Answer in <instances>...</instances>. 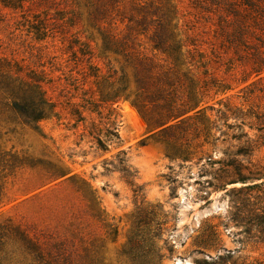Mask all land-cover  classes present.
<instances>
[{"label":"rangeland","instance_id":"obj_1","mask_svg":"<svg viewBox=\"0 0 264 264\" xmlns=\"http://www.w3.org/2000/svg\"><path fill=\"white\" fill-rule=\"evenodd\" d=\"M201 12L190 0H0V264L264 259L231 206L246 199L233 189L249 161L264 164V71H243L244 45L221 50L216 70ZM159 19L184 44L179 64L152 48ZM111 125L102 151L94 135ZM223 164L237 180L207 186Z\"/></svg>","mask_w":264,"mask_h":264},{"label":"trees","instance_id":"obj_2","mask_svg":"<svg viewBox=\"0 0 264 264\" xmlns=\"http://www.w3.org/2000/svg\"><path fill=\"white\" fill-rule=\"evenodd\" d=\"M196 7L201 9L204 15L205 23L213 26L212 37L206 42L210 46V62L217 70L223 60L224 54L233 51L238 55L241 54V46L244 45L249 50L246 62L240 58L241 67L247 73L259 75L264 71V0H190ZM146 11L140 18L135 20L131 26L134 30L145 33L152 26L154 20L148 19ZM172 30L168 27L167 22L159 19L157 26L153 27L150 40L152 48L164 53H169L174 59L175 64L181 63V48L184 46L182 40H172ZM175 39V38H174ZM195 44V43H194ZM222 50V52H221ZM139 79V78H138ZM40 115L33 117V120ZM82 120V118H81ZM102 129H98L94 135L97 148L107 150V141L118 138L115 128L111 125L106 128L103 135ZM104 136V138H103ZM249 147V145L247 146ZM118 168L122 174L131 179L135 176V170H132L126 164L125 151L120 150L117 153ZM225 168L221 172H214L212 180H207V186L214 189H226L227 183H234L233 175L227 170L228 164H223ZM264 164L249 161L246 165V185L236 191L246 192V199L241 201L242 207L234 202L231 205L235 208L234 214L244 213L246 210V224L254 227L259 235H256L257 241L264 239ZM25 246L35 252L42 253V244L35 238L30 237L23 232L19 233ZM6 234L0 231V248L3 245V237ZM200 264H219L217 262H207ZM232 264H236L233 262ZM245 264V263H242ZM246 264H264V259L246 260Z\"/></svg>","mask_w":264,"mask_h":264}]
</instances>
